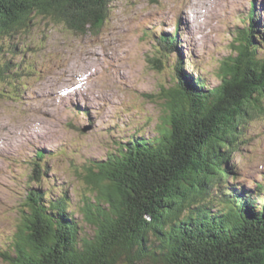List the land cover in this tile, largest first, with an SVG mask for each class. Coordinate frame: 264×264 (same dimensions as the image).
I'll list each match as a JSON object with an SVG mask.
<instances>
[{
    "label": "trees",
    "instance_id": "obj_1",
    "mask_svg": "<svg viewBox=\"0 0 264 264\" xmlns=\"http://www.w3.org/2000/svg\"><path fill=\"white\" fill-rule=\"evenodd\" d=\"M111 1L0 0V84L11 68L4 48L12 52L9 42L36 17L74 33H99ZM257 12L255 5L246 14L238 54L224 62L217 86L183 70L181 58L171 66L176 84L166 93L158 134H135L89 167L93 187L82 212L92 236L82 235L67 192L55 197L32 187L21 223L0 249L1 264H264V182L247 191L238 177L230 179L244 125L264 117V27ZM177 33L157 38L158 55L150 59L157 70L168 65L161 57L177 50ZM36 156L30 179L42 185L44 153Z\"/></svg>",
    "mask_w": 264,
    "mask_h": 264
},
{
    "label": "rangeland",
    "instance_id": "obj_2",
    "mask_svg": "<svg viewBox=\"0 0 264 264\" xmlns=\"http://www.w3.org/2000/svg\"><path fill=\"white\" fill-rule=\"evenodd\" d=\"M255 5L264 27V0H112L99 33H74L39 16L14 37L12 52L4 48L11 68L0 84V249L21 223L32 187L51 189L55 197L67 192L82 235L92 236L82 212L92 193L89 167L135 134H158L166 93L176 84L171 66L181 58L183 70L217 86ZM177 28L178 48L161 57L168 65L157 70L150 62L158 55L157 38ZM259 54L264 58V48ZM244 126L230 179L238 177L239 187L251 191L264 182V117ZM39 152L47 174L42 185L30 179ZM237 210L230 206L232 214Z\"/></svg>",
    "mask_w": 264,
    "mask_h": 264
},
{
    "label": "bare ground",
    "instance_id": "obj_3",
    "mask_svg": "<svg viewBox=\"0 0 264 264\" xmlns=\"http://www.w3.org/2000/svg\"><path fill=\"white\" fill-rule=\"evenodd\" d=\"M259 4H260L261 6L263 5V3H262L261 1H259ZM261 6H260V7H261ZM252 12H253V9H251V13H252ZM257 13H258V12H257ZM256 16H258V15H256ZM256 16H255V17H256ZM258 19H259V18H258ZM260 22H261V20H260ZM260 28H262V27L260 26Z\"/></svg>",
    "mask_w": 264,
    "mask_h": 264
}]
</instances>
